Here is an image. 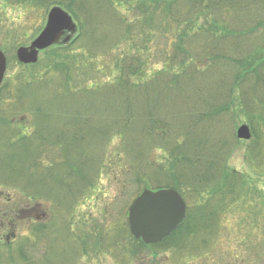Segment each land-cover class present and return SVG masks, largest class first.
Returning <instances> with one entry per match:
<instances>
[{
  "label": "trees",
  "instance_id": "1",
  "mask_svg": "<svg viewBox=\"0 0 264 264\" xmlns=\"http://www.w3.org/2000/svg\"><path fill=\"white\" fill-rule=\"evenodd\" d=\"M33 1L43 3L47 10L53 5H60L79 20L78 37L66 45L59 44L54 47L53 53L64 58L77 49L85 52L84 55L87 57L97 55L106 51L103 46L111 48L114 44V46L120 44L123 38H131L134 24L128 21L126 15L118 13L119 6H128L129 9L137 12L140 10L145 14L151 12V5L166 6L168 16L177 24L190 22L191 19H195L197 23L201 17L204 24L197 29L201 41L199 52L202 54H195L186 47L185 42L189 36L183 31L179 44H174L175 51L172 55L166 56L164 67L149 80H143L141 75L139 76L141 80L134 81L141 69H144V63L139 55L133 53L122 58L115 57V69L112 73H116L114 81L85 86V79H81L82 75H79L83 81L80 80L81 84L75 85L81 87L80 89L72 86L73 76L70 77V64L67 60L59 64H55L58 60H54L49 66L45 65L47 71L41 77L44 78L43 81L48 80L52 83L48 87L52 91L44 104L47 105L50 101L55 106L56 101H65L68 98L73 104L64 115V118L69 120L65 119L63 127L59 129L56 126L47 128L43 125L52 112H48V106L43 102L40 104L28 99L32 96H28L29 90L34 87L36 80L27 78L23 80L22 87L17 89L16 94H23L21 98L28 96L25 98L31 103L35 129L31 133L17 131L15 135L8 136L7 140L11 145L18 146L22 154V158L16 163L22 166V173L19 170L18 176L27 177L26 181L20 182L19 187L22 188V192H27L28 202L51 198L54 202L56 200V206L61 207L54 197L55 193L62 192L78 199L81 194L91 190L99 178L100 170L104 168L109 145L118 135L123 145L108 157V160L114 158L113 163L109 165L112 169L117 168L118 172V169L123 167L125 177L126 174L133 173L139 186L138 194L142 188H152L154 185L152 182H155L157 185L154 189L173 187L188 203L186 218L169 237L153 245H146L139 240L142 246L161 251L171 248L175 251H184L188 246L195 245L198 242L197 238L209 239L212 233L218 234L221 216L229 204L237 200L240 190L245 189L247 179L243 173L229 166L230 158L224 149L216 150V144L211 148H202L207 142L203 136L192 137L191 134L189 140L191 142L180 139L184 131L185 115L189 113L185 108V102L188 100L187 90L194 85L193 83L188 85L187 81L191 75L190 70L199 75L198 77L208 79L209 74L220 65L232 68L231 78L234 79L228 81L222 77L226 75H221L216 84H213L216 86V97L215 93H212V87L206 88V93L202 97L206 98L204 107L208 108L205 115H228L235 112L236 106L232 99L233 93L238 91L241 112L247 116L253 134L248 142L245 158L249 165L254 166L256 173H260V170L264 169L259 167L264 163L261 161L264 157V0ZM183 3H187L189 12L188 9L183 10ZM104 8V13L110 12L108 19H113L124 27L122 31L115 32V27L112 30L106 24V19L104 21L101 16ZM242 13L252 17L244 19ZM231 18L235 19L236 24L230 22ZM250 20H254L252 27L248 25ZM220 28L222 29L218 34ZM241 37L243 40H240ZM231 39L233 41H230ZM77 42L81 45L74 47ZM88 45L91 47L89 50ZM196 61L201 63L197 64ZM39 63L25 67H36ZM92 70L91 73H85L87 79L88 77L92 79V75L97 72L96 69ZM53 75L59 78L60 86H53L55 80ZM75 77L77 78V75ZM40 84L36 87H40ZM198 88L197 86L196 92ZM52 105L50 104L53 108ZM196 110L198 112V109ZM91 115L100 117L102 122L99 126L90 124L93 118ZM2 120L4 124H12L8 118L2 117L0 121ZM220 143L224 144L223 141ZM190 149L193 151L192 154L189 153ZM59 154L63 156L60 161L57 158ZM167 160L168 163L165 162ZM122 163L124 164L121 165ZM56 166L58 169L53 168ZM0 180L8 185L15 181L14 178ZM84 188L89 189L82 192ZM200 199L204 203L200 204ZM66 200L68 199L65 197ZM71 202L72 200L65 202L62 208ZM10 213L13 215L16 210L11 209L9 213L6 211L3 215L6 220L11 218ZM213 220L216 224L212 227L210 222ZM4 222L0 223V232L4 230ZM45 223L36 221L32 236H39L43 230L45 232L48 228ZM206 233L208 235L204 237ZM22 239L19 240V245L23 243L17 249L19 255L24 257V261L31 262L37 259L36 255L27 256L24 245L26 239ZM208 239L204 240V244L209 243ZM1 241L0 239L3 260L1 261L0 253V264H5ZM197 255L199 254L190 253L189 258ZM11 262L22 264L19 261L15 263L14 260ZM33 263L38 264V260Z\"/></svg>",
  "mask_w": 264,
  "mask_h": 264
},
{
  "label": "rangeland",
  "instance_id": "2",
  "mask_svg": "<svg viewBox=\"0 0 264 264\" xmlns=\"http://www.w3.org/2000/svg\"><path fill=\"white\" fill-rule=\"evenodd\" d=\"M137 3L135 2V4ZM183 5V10L187 11V3H183ZM151 8V12L145 14L140 10L137 12L129 9L128 6H119L118 13L126 15L128 21L134 24L133 30H131L132 37L123 38L120 44L116 46L114 44L111 48L103 46L107 52L87 57L84 55L85 52L77 49L64 58V56H56L53 53L54 47L58 46L55 45L40 51L38 66L25 67L17 59V49L21 45H29L44 28L47 21V7L43 3L39 4V1L33 0L20 2L0 0V49L7 57L6 76L3 83L5 86L0 88V118H8L12 122L11 126L4 124V120L0 121V178L4 180L14 178L16 185L14 183L8 185L0 180V223L5 221L4 230L0 232V239L2 240L1 248L5 253V264H11V260H14L15 263L19 261L22 264H34L35 260H38V264H264V169L260 170V173H256L254 166L249 165L245 158L249 141L236 137L237 127L240 124L248 123L247 116L241 112L238 91L234 89L232 99L236 106L235 112L228 115H205L208 108L204 107L206 98H202L208 87H212V93H215L216 97V86L213 84H216V80L221 75H226L222 77L228 81L234 79L231 78L233 72L231 67L220 65L217 70L215 69L209 74L208 79L202 76L198 77L199 75L190 70L191 75L187 84L193 83L194 85L187 90L188 100L185 102V108L189 113L185 115L184 131L180 136L182 141L188 142H191L189 141L191 134L192 137L203 136L207 142L202 145V148H211L213 144H216V150L224 149L230 158L229 166L243 173L247 179L245 189L240 190L237 200L232 201L221 216L218 234L212 233L213 235L211 234L209 239L208 237L197 238L198 242L193 246H188L184 251H175L173 248L161 251L149 246H142L140 241L131 234L128 223V210L138 194L139 186L133 173H125V177L123 167H120L117 172V168L112 169L109 166L114 161V158L108 160L110 153L123 145L122 139L118 135L112 139L109 145L104 168L100 170L95 186L89 191H86L89 188H84L82 192H86L81 194L80 198L75 199L72 195L62 192L58 194L57 192L54 197L59 201L61 207L59 204L56 206V200L54 202L51 198L28 202L27 192H22V188L19 187L20 182L26 181L27 178L25 174L23 175L26 178L18 176L19 170L22 173V166L18 165L16 161L22 158V154L19 152L18 146H13L8 142L7 137L15 135L17 131L18 133L21 131L31 133L35 129L32 117L34 113L29 100L44 104L46 98L51 96L50 92L52 91L51 88H48L52 83L48 80L43 81L44 78H42V75L47 71L45 65L49 66L54 60H58L55 64L67 60V63L70 64V77L73 76L72 86L80 89L81 87L75 84H81L80 80L83 78L85 86L102 85L114 81L116 73H112L115 69V57L122 58L130 53L139 55L144 63V69H141V74L138 73V77L133 78L134 81L138 82L141 75L143 80L151 79L164 67L166 56L172 55L175 51L174 44H179L183 31L189 36L185 42L186 47L195 54H202L199 52L201 51V41L197 29L203 26V17L197 23L195 19H191L190 22L185 21L177 24L168 16L166 6L151 5ZM104 11L105 8L102 9L101 16L104 21L106 19V24L112 30L115 27V32L122 31L124 27L113 19H108L110 12L104 13ZM241 15L244 19L252 17L251 15L246 16L244 13ZM254 20L248 21V25L252 27ZM75 21L78 25V33L73 38L76 39L80 34V26L79 20L75 19ZM230 22L236 24L233 18ZM221 29L217 31L218 34ZM255 35L259 36L260 34ZM252 36L251 38H253ZM240 40H243L242 37ZM79 45H81L80 42H77L73 46L78 47ZM87 49L89 50L91 47L89 46ZM100 50L98 49V51ZM200 59L202 60V58ZM196 62L197 64L201 63V61ZM92 69H96L97 72L92 75V79L89 77L87 79L85 73H91ZM79 75H82L81 79ZM193 75L196 76L193 77ZM26 78L28 80L35 79L37 82L29 90L28 96H32H25L29 100L25 97L21 98L23 94H16L17 89L22 87V82ZM53 83V86L57 87L60 84L59 78L55 77ZM38 84L41 86L36 87ZM195 86L199 87L197 92ZM24 95L26 94L24 93ZM199 102L201 103L199 104ZM50 104L52 105L50 101L47 105L44 104L48 106V112L52 113L43 122V125L47 128L56 126L59 129L61 126L63 127L66 119L64 115L67 110L73 106L72 101L70 98L65 101L58 100L55 102V106L52 105L53 108ZM191 110L193 111L191 112ZM91 116L93 118L90 124L99 126L102 122L100 117ZM220 141H223L224 144H221ZM192 152L190 149L189 153L192 154ZM57 158L60 161L63 156L59 154ZM261 161L264 162V157ZM165 162L168 163V160ZM259 167H264V163ZM53 168L58 169L57 166ZM152 184H154L152 188H156L157 184L155 182ZM205 196L204 194L203 197L205 198ZM65 197L68 200L65 201ZM69 200L72 202L63 209L64 203ZM199 202L200 204L204 203L202 199ZM11 209L16 210V213L13 215L10 213L11 218L6 220L3 215L6 214V211L9 213ZM208 211L210 212V210ZM214 220L210 222L212 227L216 224ZM36 221L46 222L48 228L45 232L43 230L39 236L35 235L34 237L31 233L35 231L33 227ZM50 223L52 224L49 226ZM207 235L208 233L204 237ZM22 238L26 239L24 245L27 256L36 255L37 259L31 262L24 261V257L19 255L17 249L23 243L19 245V240H23ZM205 239L209 240L208 244H204ZM0 253L2 261L1 249ZM190 253L199 255L189 258Z\"/></svg>",
  "mask_w": 264,
  "mask_h": 264
},
{
  "label": "water",
  "instance_id": "3",
  "mask_svg": "<svg viewBox=\"0 0 264 264\" xmlns=\"http://www.w3.org/2000/svg\"><path fill=\"white\" fill-rule=\"evenodd\" d=\"M67 43L77 32V24L72 15L61 6H53L48 13L47 22L41 33L29 46L17 49V58L25 64L36 63L41 50L60 41ZM7 69V58L0 50V84ZM240 139L252 137L248 124L237 129ZM187 206L182 196L173 188L159 190L144 189L129 208L130 231L145 243H155L170 235L186 216Z\"/></svg>",
  "mask_w": 264,
  "mask_h": 264
}]
</instances>
